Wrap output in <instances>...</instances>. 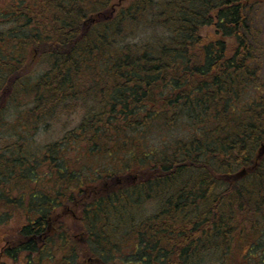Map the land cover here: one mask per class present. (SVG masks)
Instances as JSON below:
<instances>
[{
    "label": "trees",
    "instance_id": "1",
    "mask_svg": "<svg viewBox=\"0 0 264 264\" xmlns=\"http://www.w3.org/2000/svg\"><path fill=\"white\" fill-rule=\"evenodd\" d=\"M260 1L0 0L5 257L264 264V93L242 102L260 83ZM78 109L63 140L30 146Z\"/></svg>",
    "mask_w": 264,
    "mask_h": 264
},
{
    "label": "rangeland",
    "instance_id": "2",
    "mask_svg": "<svg viewBox=\"0 0 264 264\" xmlns=\"http://www.w3.org/2000/svg\"><path fill=\"white\" fill-rule=\"evenodd\" d=\"M253 18L255 21V25L259 26L261 28V50L259 52L260 56V63H261V71H260V83L256 86H252L248 89V92L245 94L244 99H242L243 104L251 102L253 98H256L257 96H260L261 92L264 93V0L262 2H257L256 5L253 8ZM208 32L215 31V28L209 27L207 28ZM37 65V64H36ZM45 65L43 63H39V65L33 68V74L34 76L37 74L40 75V72H44ZM19 109L17 111V108H15L13 105H10L9 108H7L5 112V117L7 118L6 122H8L7 126L10 127L15 119L18 116ZM83 117V111L81 109H78L76 111H73L71 113H59L55 117H51L45 120H42L38 123V127L29 133H26V140L29 141L30 146L33 147L34 150H43L49 143H53L59 140H63L62 138L67 135L70 131L74 130L78 124L81 122V119ZM10 123V124H9ZM7 127V128H8ZM0 147L4 144H7L8 142L13 141L12 139V131L9 130H2L0 127ZM185 128L183 126L175 127L171 129L170 131H166L165 134H172L173 136H179L185 134ZM158 129H151L148 131V135L152 141L153 146L155 144L160 145V139H156L158 136ZM70 149L68 150V156L74 157L75 152L72 150H76L72 145H75L74 143L69 142ZM263 151V149H262ZM94 161V160H93ZM98 165V164H97ZM101 169L103 168H96L93 169V173H100ZM148 212L150 205H148ZM75 217V215H73ZM75 219V218H74ZM6 243L4 240L0 239V264H13L12 261L5 257L3 254V249L5 247Z\"/></svg>",
    "mask_w": 264,
    "mask_h": 264
},
{
    "label": "bare ground",
    "instance_id": "3",
    "mask_svg": "<svg viewBox=\"0 0 264 264\" xmlns=\"http://www.w3.org/2000/svg\"><path fill=\"white\" fill-rule=\"evenodd\" d=\"M36 73H38V72H36ZM40 73L42 74L43 72H40ZM41 74H40V75H41Z\"/></svg>",
    "mask_w": 264,
    "mask_h": 264
}]
</instances>
